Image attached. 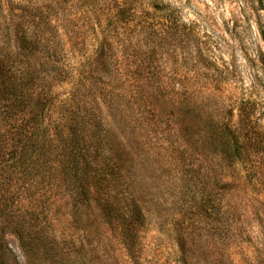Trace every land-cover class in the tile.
<instances>
[{"label":"rangeland","instance_id":"rangeland-1","mask_svg":"<svg viewBox=\"0 0 264 264\" xmlns=\"http://www.w3.org/2000/svg\"><path fill=\"white\" fill-rule=\"evenodd\" d=\"M0 264H264V0H0Z\"/></svg>","mask_w":264,"mask_h":264},{"label":"trees","instance_id":"trees-1","mask_svg":"<svg viewBox=\"0 0 264 264\" xmlns=\"http://www.w3.org/2000/svg\"><path fill=\"white\" fill-rule=\"evenodd\" d=\"M28 33L31 34V37H30V38L27 37V32H26V34H24L23 36L20 35V37H19L20 48H21V41L24 43V42H27V40L33 38L34 35H33L32 33H30V30L28 31ZM55 100H56V98H55ZM52 104H53V103H51V105H52ZM41 123H42V122H41ZM38 128H39V127H38ZM39 129H40V128H39ZM46 137H49V136H46ZM127 243H128V242H127ZM128 244H129V243H128ZM127 247H128L129 249H131L129 245H127Z\"/></svg>","mask_w":264,"mask_h":264}]
</instances>
